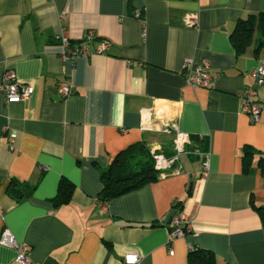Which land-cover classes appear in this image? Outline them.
<instances>
[{
  "label": "crops",
  "instance_id": "obj_1",
  "mask_svg": "<svg viewBox=\"0 0 264 264\" xmlns=\"http://www.w3.org/2000/svg\"><path fill=\"white\" fill-rule=\"evenodd\" d=\"M263 11L264 0H0V237L8 229L26 245L30 264H123L130 252L141 264H188L192 247L214 264H264V84L258 123L240 98L264 43L255 26L241 53L232 44L237 24ZM88 35V56L62 58V38L74 46ZM103 41L108 50L95 53ZM185 59L209 64L213 89L185 83ZM8 71L33 89L28 100L5 103ZM172 123L190 137L180 173L102 211L100 176L112 159L138 142L171 157ZM246 147L253 173L243 172ZM61 181L71 195L55 205ZM176 211L189 232L171 239L164 222ZM16 255L0 245V264H18Z\"/></svg>",
  "mask_w": 264,
  "mask_h": 264
},
{
  "label": "built area",
  "instance_id": "obj_2",
  "mask_svg": "<svg viewBox=\"0 0 264 264\" xmlns=\"http://www.w3.org/2000/svg\"><path fill=\"white\" fill-rule=\"evenodd\" d=\"M185 26L190 28L195 27V17L187 16L185 18ZM91 39L92 35H88L84 40L73 46L70 40L67 38H62L60 40L62 58L65 60H73L78 56H88L89 54L86 51V45L91 41ZM108 48L109 43L107 41H103L94 52L101 54L107 51ZM182 73L184 75L185 83L193 88L211 90L213 89L218 78L216 74L210 72L209 64L207 62L203 61L197 64L192 59H185L183 61ZM251 75L252 82L250 85L245 87L240 98L242 112L248 117L250 123L255 124L260 120L261 109L256 96L258 90L262 88L264 84V54L261 56L258 66L252 71ZM1 92L6 104H15L28 100L33 93V89L28 85L19 83L16 80L15 75L8 71L3 76ZM59 92L63 97H66L70 93V88L65 84H61L59 86ZM141 117L143 121L142 126L144 127V125L148 124L149 122V116L147 113H142ZM166 127L168 128L164 129V132L173 136V155L167 158L159 152V149H151L154 168L159 172L160 178L171 175L175 176L180 173V169L176 167L175 164L181 154L185 153V147L190 144V137L180 131L176 123L169 124ZM14 139L15 136L11 134L9 138V150L11 152L15 151ZM194 154L204 159V170H208V154L201 153L198 150L194 151ZM107 207L108 203L103 202L101 210L104 211L107 209ZM169 225L171 239L183 238L189 232V227L187 226L184 216L181 213L174 214L169 220ZM0 245L12 248L16 251V263L30 264L29 248L26 245L17 243L8 229L2 232L0 237ZM141 261V256L135 252L127 253L123 257V264H141Z\"/></svg>",
  "mask_w": 264,
  "mask_h": 264
},
{
  "label": "trees",
  "instance_id": "obj_3",
  "mask_svg": "<svg viewBox=\"0 0 264 264\" xmlns=\"http://www.w3.org/2000/svg\"><path fill=\"white\" fill-rule=\"evenodd\" d=\"M255 26L258 33L257 46H261L264 43V11L257 16L251 15L237 24L232 35V44L237 53H241L244 46L250 42ZM241 158L243 172L253 173L254 167L251 163L253 152L249 147L244 148ZM257 168L264 177V156L262 155L258 158ZM159 178V172L154 168L150 149L143 142H138L120 151L112 159L109 167L102 172L100 176L102 188L98 198L101 202L109 204L113 199L155 182ZM71 189L70 184L61 181L53 203L55 205L68 203ZM180 205L176 203L175 208ZM254 208L257 211L261 209L256 206ZM177 213L178 211L175 212V214ZM188 264H214V256L209 251L192 247L188 253Z\"/></svg>",
  "mask_w": 264,
  "mask_h": 264
},
{
  "label": "water",
  "instance_id": "obj_4",
  "mask_svg": "<svg viewBox=\"0 0 264 264\" xmlns=\"http://www.w3.org/2000/svg\"><path fill=\"white\" fill-rule=\"evenodd\" d=\"M164 223L167 224L168 223V220L166 222H164Z\"/></svg>",
  "mask_w": 264,
  "mask_h": 264
}]
</instances>
